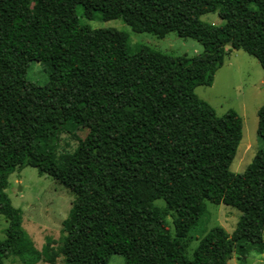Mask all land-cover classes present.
Returning <instances> with one entry per match:
<instances>
[{
    "label": "trees",
    "instance_id": "16d2710c",
    "mask_svg": "<svg viewBox=\"0 0 264 264\" xmlns=\"http://www.w3.org/2000/svg\"><path fill=\"white\" fill-rule=\"evenodd\" d=\"M121 19L133 32H174L202 46L173 58L128 35L106 42L80 23ZM217 12L219 26L202 22ZM230 50L253 56L263 71L264 0H0V214L7 227L0 264H227L233 253L264 250V151L242 173L230 171L242 118L218 116L195 93L210 87ZM30 62L47 65L55 89L26 79ZM73 123L85 131L72 152L59 151ZM257 135L264 140V105ZM32 167L72 196L58 246L37 250L21 227V210L6 193L15 171ZM162 199L164 204L156 205ZM240 212L234 232L211 228L188 257L187 235L206 202ZM171 219L172 232L167 227Z\"/></svg>",
    "mask_w": 264,
    "mask_h": 264
},
{
    "label": "rangeland",
    "instance_id": "374dc122",
    "mask_svg": "<svg viewBox=\"0 0 264 264\" xmlns=\"http://www.w3.org/2000/svg\"><path fill=\"white\" fill-rule=\"evenodd\" d=\"M76 14L81 24L91 29H101L108 43H112L119 33H126L129 52H134L143 45L173 58L193 57L202 52V46L197 41L181 38L174 32L158 38L147 32H133L121 19L104 20L97 12L89 19L83 15L81 6H77ZM200 20L215 26L222 24L217 12L204 14ZM227 50V56L216 72L213 84L210 87L199 86L195 93L210 104L218 116L232 109L242 118V139L230 165V171L236 174L246 169L258 150L264 151V140L257 135L258 110L264 105L263 71L257 59L247 52L241 49L232 51L228 46ZM26 79L39 86L49 84L50 91L55 89L56 77L52 70L42 63L30 62ZM84 135L85 131L82 128L69 123L60 137L59 151L72 152ZM6 193L12 206L21 210V227L25 236L37 250L44 251L49 247L48 255H53L58 246L61 223L71 208L72 196L62 185L32 167L15 170L8 178ZM155 204L160 206L164 201L159 199ZM205 204L207 212L200 217L197 226L187 235L188 257L211 228L220 226L232 235L240 218V212L233 207L208 201ZM6 227L7 222L0 214V242L5 239ZM167 227L172 232L170 218ZM263 253L264 250L262 252L255 250L248 253L245 258L233 253L229 260L236 259L235 264H264ZM45 257L46 255L35 264H61L60 258L49 262ZM2 264L26 263L22 257L12 255ZM106 264H124V257L112 255Z\"/></svg>",
    "mask_w": 264,
    "mask_h": 264
},
{
    "label": "crops",
    "instance_id": "0c3cea01",
    "mask_svg": "<svg viewBox=\"0 0 264 264\" xmlns=\"http://www.w3.org/2000/svg\"><path fill=\"white\" fill-rule=\"evenodd\" d=\"M262 255H264V253L262 254ZM237 258V257H236ZM239 258V257H238ZM235 260L236 259H231V260H229L228 262H227V264H235L236 262H235ZM235 262V263H234Z\"/></svg>",
    "mask_w": 264,
    "mask_h": 264
}]
</instances>
